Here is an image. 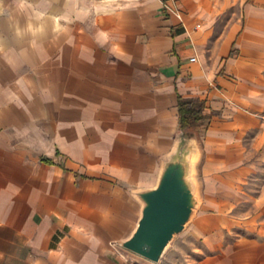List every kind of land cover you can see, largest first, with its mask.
Masks as SVG:
<instances>
[{
    "label": "crops",
    "instance_id": "1",
    "mask_svg": "<svg viewBox=\"0 0 264 264\" xmlns=\"http://www.w3.org/2000/svg\"><path fill=\"white\" fill-rule=\"evenodd\" d=\"M45 17L0 41V264H146L117 244L183 143L217 210L193 264H264V0H66ZM178 94L205 101L200 142Z\"/></svg>",
    "mask_w": 264,
    "mask_h": 264
},
{
    "label": "rangeland",
    "instance_id": "2",
    "mask_svg": "<svg viewBox=\"0 0 264 264\" xmlns=\"http://www.w3.org/2000/svg\"><path fill=\"white\" fill-rule=\"evenodd\" d=\"M65 7L66 0H0V41H5V38L9 41H18L20 37L23 39L30 37L32 31L37 33L39 32L38 29H46L47 18L45 15L48 10L61 11ZM214 22L216 27L214 29L215 39H218L220 38L221 29H224L226 25V20L220 13ZM215 52H217V49ZM208 61L210 62V51ZM198 141L200 142V138H198ZM198 150H200L199 143ZM203 162L201 151L200 158L197 159V155L192 157L189 179L191 180L197 203L189 220L183 229L176 233L168 242L159 261L153 262L139 258L146 264H193L203 254L202 239L205 232L203 233L202 230H206L207 226L197 227V218L206 219L210 213L217 211L213 209L212 205L210 207L208 204L212 194H210L206 178L202 173ZM215 196L222 199L224 195L221 193ZM225 196L232 200L234 199L232 195ZM236 196L238 197V195ZM245 206L246 204L242 203L240 208L236 207L229 212L238 217L245 212ZM218 212H222V210H218ZM137 220L136 218L133 229L137 224ZM117 246L124 248L120 245V242H118ZM131 255L136 258L140 257L137 256L138 254Z\"/></svg>",
    "mask_w": 264,
    "mask_h": 264
},
{
    "label": "water",
    "instance_id": "3",
    "mask_svg": "<svg viewBox=\"0 0 264 264\" xmlns=\"http://www.w3.org/2000/svg\"><path fill=\"white\" fill-rule=\"evenodd\" d=\"M194 151L184 143L164 160L154 187L136 192L142 206L137 224L120 245L159 261L166 245L189 220L197 200L189 179Z\"/></svg>",
    "mask_w": 264,
    "mask_h": 264
},
{
    "label": "trees",
    "instance_id": "4",
    "mask_svg": "<svg viewBox=\"0 0 264 264\" xmlns=\"http://www.w3.org/2000/svg\"><path fill=\"white\" fill-rule=\"evenodd\" d=\"M233 53V49L230 54ZM178 128L184 137L200 138L199 126L209 118L205 111V101L199 97L177 95Z\"/></svg>",
    "mask_w": 264,
    "mask_h": 264
},
{
    "label": "built area",
    "instance_id": "5",
    "mask_svg": "<svg viewBox=\"0 0 264 264\" xmlns=\"http://www.w3.org/2000/svg\"><path fill=\"white\" fill-rule=\"evenodd\" d=\"M188 59H189V61L193 62V61L196 60V56L195 55H192Z\"/></svg>",
    "mask_w": 264,
    "mask_h": 264
},
{
    "label": "clouds",
    "instance_id": "6",
    "mask_svg": "<svg viewBox=\"0 0 264 264\" xmlns=\"http://www.w3.org/2000/svg\"><path fill=\"white\" fill-rule=\"evenodd\" d=\"M105 2H111V0H105Z\"/></svg>",
    "mask_w": 264,
    "mask_h": 264
}]
</instances>
